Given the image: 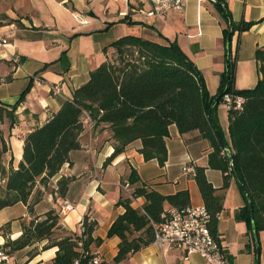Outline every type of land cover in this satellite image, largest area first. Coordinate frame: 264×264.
Segmentation results:
<instances>
[{
	"label": "crops",
	"instance_id": "crops-1",
	"mask_svg": "<svg viewBox=\"0 0 264 264\" xmlns=\"http://www.w3.org/2000/svg\"><path fill=\"white\" fill-rule=\"evenodd\" d=\"M218 1L227 6L233 20L252 22L249 29L235 32L229 44L230 59H235L233 85L237 89L251 88L259 78L255 49L264 47V0ZM215 2L186 0L181 11L150 17L141 11L148 8L143 0H0V36L7 38L0 48V101L13 104L30 85L17 106V122L10 131L7 122L2 124L10 144L5 164L12 156V166L16 167L25 133L44 123L64 100L71 98L73 89L87 81L89 72L111 53L109 43L126 34L160 43L175 40L201 73L208 93L215 95L227 62L222 35L225 22ZM83 20L87 22L82 24ZM103 47H107L105 52ZM13 56L18 57V63L12 61ZM53 85L60 86L58 94L51 92ZM87 116L84 114L82 119ZM216 117L228 147V108L223 100L217 105ZM110 136L105 124L91 120L81 132L80 148L69 153V161L51 178L48 190L39 183L33 188L27 203L34 201L37 192L41 198L33 204L32 212L23 203L0 209V226L10 223V238L19 236L33 217L54 209L60 216L61 235H80L85 215L96 221L92 236L102 242L89 248L91 254H99L101 264H205L197 253L184 259L183 251L175 244L159 246L154 241L115 263L119 238L106 236L109 226L125 209L117 200L130 197L136 185L164 195L186 189L190 205L203 204L194 176L182 170L183 165L191 164L195 169L205 168L207 179L221 197L217 242L230 264H256L258 245V264H264V229L257 232L258 244L252 242L244 221L236 218L245 204L241 189L233 176L228 186L221 188L224 174L208 166L212 147L197 130L179 133L174 124L169 126L163 166L156 159H143L139 139L105 164L113 151ZM131 169L138 180L125 189L121 184L128 182ZM62 176L71 180L64 195L59 196L55 190ZM66 203L70 208L64 207ZM143 203L140 196L132 198L130 205L141 208ZM3 242L0 236V245ZM45 243L42 240L7 254L8 262L0 264H51L57 246L43 249ZM31 249L35 250L33 254H29Z\"/></svg>",
	"mask_w": 264,
	"mask_h": 264
},
{
	"label": "trees",
	"instance_id": "trees-1",
	"mask_svg": "<svg viewBox=\"0 0 264 264\" xmlns=\"http://www.w3.org/2000/svg\"><path fill=\"white\" fill-rule=\"evenodd\" d=\"M214 6L225 22L222 29L224 43L235 32L240 34L251 26L250 21L233 20L227 6L220 1L217 0ZM107 47H111V54L89 72L87 81L73 89L71 98L64 100L44 123L25 133L16 167L12 166V156L7 165L4 162L10 144L9 134H5L2 124L7 122L10 131L17 122V106L30 85L13 104L0 101V209L23 203L32 212L33 204L41 198V193L37 192L34 201L27 203L35 185L42 184L48 190L51 178L69 161V153L80 148L84 114L95 124H105L111 132L113 151L105 164L139 139V153L143 159H156L163 166L167 160L165 137L169 135V126L174 124L179 133L197 130L201 138L208 140L212 147L208 166L223 172L221 188L228 186L231 176L235 178L245 198L236 218L244 221L252 242L256 240L257 243V232L264 229V47L255 49L259 78L253 87H234L235 59H230L229 54L215 95L208 93L201 73L175 40L160 43L126 34ZM107 47H103V52ZM227 80L229 86L224 91ZM226 93L239 95L243 100L241 108L228 109L230 146L228 152L222 153L223 148L215 134L216 130L222 135L216 109ZM218 95L217 104L211 108L208 117L210 105ZM193 178L210 214L209 230L217 240L221 197L207 179L204 167H197ZM70 180L64 176L58 179L55 191L59 196L64 195ZM137 180L136 171L131 169L128 183ZM140 196L144 198L142 207L133 208L131 199ZM248 199L252 205L254 231ZM116 203L125 209L106 233L107 237L119 238L113 257L115 263L153 241L154 224L161 221L163 210L169 206L186 207L190 205V198L186 189L164 195L144 185H136L130 197L119 198ZM81 225L80 235H61L60 216L54 209H49L33 217L16 238H10L9 222L1 225L0 236L4 242L0 249L10 254L46 240L43 249L57 246L51 264H71L75 259L79 264H86L91 257L90 245H99L102 239L92 236L96 221L85 215ZM33 252L35 250L31 249L29 254Z\"/></svg>",
	"mask_w": 264,
	"mask_h": 264
},
{
	"label": "built area",
	"instance_id": "built-area-1",
	"mask_svg": "<svg viewBox=\"0 0 264 264\" xmlns=\"http://www.w3.org/2000/svg\"><path fill=\"white\" fill-rule=\"evenodd\" d=\"M128 2V0H116ZM148 8L141 10L145 15L164 16L170 11L183 10L186 0H143ZM87 21H81L85 24ZM7 43L5 36H0V48ZM12 61L18 63L19 59L13 56ZM59 85H53L51 92L58 94ZM242 97L226 93L223 96V102L228 109L241 108ZM91 121L90 117L83 120L84 127ZM225 150L223 149L222 153ZM184 172L195 175L193 165L185 164L182 166ZM121 186L125 189L129 188V183L124 182ZM65 208H70V204H64ZM210 214L204 204L188 205L183 208L169 206L161 213V221L154 224L153 241L159 245L175 244L183 251V258L187 259L193 253L199 254L205 264H230L222 247L219 245L213 234L210 232L208 223ZM0 262H8V255L0 249ZM71 264H79V260L75 259ZM86 264H101V258L98 253L91 254Z\"/></svg>",
	"mask_w": 264,
	"mask_h": 264
},
{
	"label": "water",
	"instance_id": "water-1",
	"mask_svg": "<svg viewBox=\"0 0 264 264\" xmlns=\"http://www.w3.org/2000/svg\"><path fill=\"white\" fill-rule=\"evenodd\" d=\"M229 44H230V38L228 37V38L226 39V43H225V55H226V59L228 58V55H229ZM226 65H227V62H226ZM228 86H229V82H228V80H227V81H226V84H225L224 91L227 90ZM219 96H220V95L216 96V97L213 99V101H212V103H211V105H210V109H209L208 115H207L208 117H210V110H211V108H213V107L217 104V101H218ZM215 134H216V136H217V138H218V141H219L221 147H222L226 152H228V147H227V145H226L224 139H223L222 136L220 135V133H219L218 131L215 130ZM248 203H249V207H250V210H251L252 230L254 231L253 215H252V205H251L249 199H248ZM254 236H255V234H254ZM256 251H257V255H256V264H258V246H256Z\"/></svg>",
	"mask_w": 264,
	"mask_h": 264
},
{
	"label": "rangeland",
	"instance_id": "rangeland-1",
	"mask_svg": "<svg viewBox=\"0 0 264 264\" xmlns=\"http://www.w3.org/2000/svg\"><path fill=\"white\" fill-rule=\"evenodd\" d=\"M111 53H109V55H110ZM5 156V155H4Z\"/></svg>",
	"mask_w": 264,
	"mask_h": 264
}]
</instances>
